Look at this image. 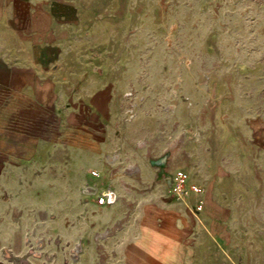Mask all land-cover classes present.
I'll return each instance as SVG.
<instances>
[{
  "label": "rangeland",
  "instance_id": "374dc122",
  "mask_svg": "<svg viewBox=\"0 0 264 264\" xmlns=\"http://www.w3.org/2000/svg\"><path fill=\"white\" fill-rule=\"evenodd\" d=\"M263 3L92 0L102 12L86 36L132 75L128 126L93 137L107 156L78 164L70 143L6 191L0 264H264ZM98 161L113 166L99 174ZM169 174L223 213L210 238L186 206L193 223L174 252L143 214L185 205L168 196Z\"/></svg>",
  "mask_w": 264,
  "mask_h": 264
},
{
  "label": "crops",
  "instance_id": "0c3cea01",
  "mask_svg": "<svg viewBox=\"0 0 264 264\" xmlns=\"http://www.w3.org/2000/svg\"><path fill=\"white\" fill-rule=\"evenodd\" d=\"M100 9L92 0H0V223L5 221L6 191L34 163L51 160L57 152L68 157L74 142L78 164L85 156H107L95 135L114 136L117 126H128L123 111L132 75L118 69L115 49H100L98 39L86 36ZM112 166L94 162V171L105 173ZM173 176L166 177L168 196L185 205L169 213L148 204L143 208L146 220H161V228L151 232L170 252L193 223L188 205L208 220L210 238L223 228L221 209L209 203L206 208L203 194L173 197ZM200 199L203 207L197 212ZM150 253H155L152 248Z\"/></svg>",
  "mask_w": 264,
  "mask_h": 264
},
{
  "label": "built area",
  "instance_id": "2783aa9c",
  "mask_svg": "<svg viewBox=\"0 0 264 264\" xmlns=\"http://www.w3.org/2000/svg\"><path fill=\"white\" fill-rule=\"evenodd\" d=\"M170 181V192L173 197H176L178 199L185 200L192 194L201 196L204 192L202 185L191 182L188 176H186L185 174L173 176ZM202 207V200L200 199L195 207V210L197 212H200L202 210Z\"/></svg>",
  "mask_w": 264,
  "mask_h": 264
}]
</instances>
